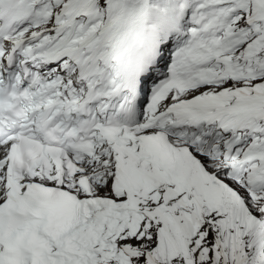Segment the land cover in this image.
I'll return each mask as SVG.
<instances>
[{
    "label": "snow or ice",
    "instance_id": "snow-or-ice-1",
    "mask_svg": "<svg viewBox=\"0 0 264 264\" xmlns=\"http://www.w3.org/2000/svg\"><path fill=\"white\" fill-rule=\"evenodd\" d=\"M0 264H264V0H0Z\"/></svg>",
    "mask_w": 264,
    "mask_h": 264
}]
</instances>
